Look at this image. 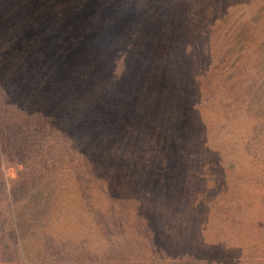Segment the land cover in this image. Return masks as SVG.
<instances>
[{"label":"rangeland","instance_id":"374dc122","mask_svg":"<svg viewBox=\"0 0 264 264\" xmlns=\"http://www.w3.org/2000/svg\"><path fill=\"white\" fill-rule=\"evenodd\" d=\"M0 86L26 249L48 203L71 263L142 262L136 210L161 264H264V0H0Z\"/></svg>","mask_w":264,"mask_h":264},{"label":"trees","instance_id":"16d2710c","mask_svg":"<svg viewBox=\"0 0 264 264\" xmlns=\"http://www.w3.org/2000/svg\"><path fill=\"white\" fill-rule=\"evenodd\" d=\"M91 25H94V24H91ZM109 28L110 26H108L107 30H103V31H105V33L108 34V32L111 31V29ZM114 29L116 30V28ZM106 45H107V42L104 43V47H106ZM80 47L82 46L80 45ZM95 54H97L96 47H94L93 49H90L86 46H84V48H80V53L77 54L74 58V65L76 66V70L73 72V75L75 77L79 75V67L83 65L84 62H86L88 59H92ZM113 64L117 66V62H113ZM98 65L99 63H97L94 66H98ZM93 69L94 67L90 69L89 74L92 73ZM84 84L85 85L83 87H79L82 89L83 92L85 91L87 85L90 90L92 91L94 90V87L91 85V83H87V80H84ZM1 90H2V93L3 92L5 93V89L0 86V92ZM1 102L2 100H0V105L2 104ZM93 103L95 104L94 101ZM102 105H103L105 114L113 121L117 122V120H120L126 114L123 109L124 101L119 102L118 96L116 94L105 95L104 98L102 99ZM60 106L61 105H58L59 109H61ZM0 116H1V113H0ZM2 116L4 117L2 120L5 122L2 124L0 123V159L1 161H3L5 151H6V148H4V145H6L7 147V145L9 144L8 138L4 136L6 125L5 126L3 125L11 121L10 115L7 116V114H5ZM21 155L22 154L20 153L16 155L18 157V159H16L18 162H22ZM147 164L150 165L149 162H147ZM134 165L136 167L134 171L139 172V164L137 160H134ZM154 174L157 176L156 172H154ZM158 180L162 182L161 180L164 181V178L160 177ZM142 184L143 183H140L138 185V187L140 188L139 190L140 194H142L141 193ZM12 185L13 184L9 185V183L6 182V180H4L3 177H2V181L0 180V187L2 189V195H3V200H4L3 204H0V264H5V262H7L6 258H8L9 262H11L12 264H78V263L86 264L85 261H86L87 252L85 251V248L83 247L82 243L81 244L77 243V246H74L72 244L71 247H74L77 250L78 255L80 256V259L73 260L71 263V259L73 258V255H72V252L67 249L69 246L61 247V245H59V243L56 241L54 231H52L54 213H51L52 209L50 208V205L48 203H46V205L42 209L43 216L41 219V231H39L37 235L35 234L32 237H30V243L26 245L27 248H29L30 250L26 249L23 246V241L21 238L22 234L20 233V230L23 224L17 219V212L22 207L21 205L22 201H21V198L17 195V193H15L13 188H9ZM125 207L126 206H120L119 208L125 211L126 210ZM121 209H120V212H121ZM133 212L135 216L131 217V215L129 214H125V215L132 218L133 226L136 229L133 231L138 232L135 235V238L137 239V242H135V246H138L141 249V252L139 254H140V258L143 260L142 262L140 261L135 264H161L160 263L162 262V258H160L162 256L161 250L164 251V249H160V248L154 249L155 245L153 243L155 240L151 236L152 233H147L148 228H147L145 221H143L140 217L138 218V214L136 213V210H134ZM126 220L128 219L126 218ZM127 224L129 223L127 222L126 225ZM140 231L142 232L144 231L147 234L139 233ZM31 238L33 239L32 241H31ZM36 241H40L41 245H38ZM96 252L98 253V257H103L108 252V255L111 257L110 260L112 264H119V262L120 264H123L122 261H115V258H112L115 256L119 257L120 260L122 258V254L118 252L116 249H110L106 252L99 250ZM169 257L170 259L176 260L177 264H181L180 262L183 261L184 257L185 259L189 261V258H187V256L181 252H178V253L169 252ZM102 259L105 260L104 258ZM58 261L61 263H57ZM95 262L101 263V264H107L104 261H95ZM209 264H213V263L209 262Z\"/></svg>","mask_w":264,"mask_h":264}]
</instances>
